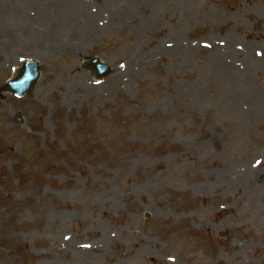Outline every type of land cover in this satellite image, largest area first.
I'll use <instances>...</instances> for the list:
<instances>
[{
    "label": "rangeland",
    "instance_id": "1",
    "mask_svg": "<svg viewBox=\"0 0 264 264\" xmlns=\"http://www.w3.org/2000/svg\"><path fill=\"white\" fill-rule=\"evenodd\" d=\"M0 264H264V0H0Z\"/></svg>",
    "mask_w": 264,
    "mask_h": 264
},
{
    "label": "water",
    "instance_id": "2",
    "mask_svg": "<svg viewBox=\"0 0 264 264\" xmlns=\"http://www.w3.org/2000/svg\"><path fill=\"white\" fill-rule=\"evenodd\" d=\"M28 82L29 83H34V81L38 78V70L36 64L28 65ZM10 87L12 89L13 85L11 84Z\"/></svg>",
    "mask_w": 264,
    "mask_h": 264
},
{
    "label": "bare ground",
    "instance_id": "3",
    "mask_svg": "<svg viewBox=\"0 0 264 264\" xmlns=\"http://www.w3.org/2000/svg\"><path fill=\"white\" fill-rule=\"evenodd\" d=\"M91 29H92V25L90 23V24L87 25V32L89 33L91 31Z\"/></svg>",
    "mask_w": 264,
    "mask_h": 264
}]
</instances>
